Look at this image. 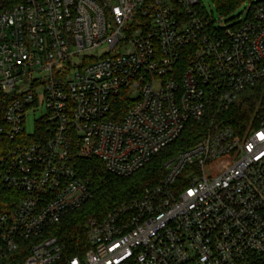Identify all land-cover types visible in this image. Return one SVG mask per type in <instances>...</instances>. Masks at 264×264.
<instances>
[{"label":"built area","instance_id":"2783aa9c","mask_svg":"<svg viewBox=\"0 0 264 264\" xmlns=\"http://www.w3.org/2000/svg\"><path fill=\"white\" fill-rule=\"evenodd\" d=\"M246 2L223 25L202 0H0V264L264 259V111L241 138L216 118L264 81V0ZM209 112L158 186L87 222L81 255L44 235L91 197L79 159L129 176Z\"/></svg>","mask_w":264,"mask_h":264},{"label":"trees","instance_id":"16d2710c","mask_svg":"<svg viewBox=\"0 0 264 264\" xmlns=\"http://www.w3.org/2000/svg\"><path fill=\"white\" fill-rule=\"evenodd\" d=\"M245 1L210 0L220 16L231 15ZM262 85L264 81L243 93L238 101L229 104L226 109H220L216 114L217 120L228 127L234 135L239 137L243 135L253 114L255 117L248 130H253L258 126L256 116L264 111ZM129 106L130 102L122 97L117 99L114 109L122 115ZM212 114L214 112H209L199 122H188L172 143L154 155L144 167L129 176L117 177L109 174L97 159H79L77 172L86 184L91 197L79 209L67 213L57 224L48 227L44 235L57 240L63 248V257L81 255L88 249L85 237L87 222L90 219H102L113 209L140 198L146 190L158 186L165 175L163 164L176 154L202 141L207 133ZM241 264H264V259L252 256Z\"/></svg>","mask_w":264,"mask_h":264},{"label":"rangeland","instance_id":"374dc122","mask_svg":"<svg viewBox=\"0 0 264 264\" xmlns=\"http://www.w3.org/2000/svg\"><path fill=\"white\" fill-rule=\"evenodd\" d=\"M202 2L204 3L205 8H206L207 11L211 10L212 16H213L215 22L221 21L220 24L229 25V24H231V20H233V19H235L234 21L236 23H241V22H243L246 19L245 18V14H243V12H244L245 8L248 6V2H246L245 5L241 6L237 11H235L232 15H230L229 17H227L225 19H221V16L217 13L215 7L212 5L210 0H202ZM248 91H246V92H248ZM262 92H264V85H262ZM241 96L239 98H241ZM39 114L40 113L37 112V113H35V116H31L30 115V117L27 119V122H26V133L27 134H29V132H31L33 121L38 118ZM254 117H255V115L253 114V116L251 117L250 121L248 122L247 129H245V131H244V133H243V135L241 137H244L250 131L248 129L250 128ZM214 168L215 167H212V168L208 169V172H211Z\"/></svg>","mask_w":264,"mask_h":264}]
</instances>
